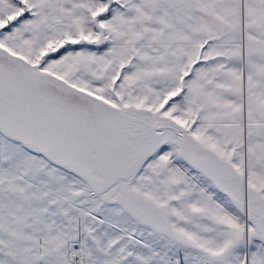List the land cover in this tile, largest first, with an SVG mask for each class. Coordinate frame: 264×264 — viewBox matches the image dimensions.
<instances>
[{"label":"snow or ice","instance_id":"obj_1","mask_svg":"<svg viewBox=\"0 0 264 264\" xmlns=\"http://www.w3.org/2000/svg\"><path fill=\"white\" fill-rule=\"evenodd\" d=\"M0 264H264V0H0Z\"/></svg>","mask_w":264,"mask_h":264}]
</instances>
